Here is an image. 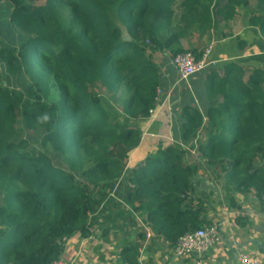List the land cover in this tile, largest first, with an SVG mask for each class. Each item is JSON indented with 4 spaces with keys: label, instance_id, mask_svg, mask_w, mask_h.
<instances>
[{
    "label": "trees",
    "instance_id": "1",
    "mask_svg": "<svg viewBox=\"0 0 264 264\" xmlns=\"http://www.w3.org/2000/svg\"><path fill=\"white\" fill-rule=\"evenodd\" d=\"M7 2L24 39L16 47L0 40V64L29 87L24 96L0 80V264L64 261L63 239L88 237L109 208L122 215L136 203L173 251L180 237L209 226L195 192L200 165L185 160L195 148L231 203V192L251 191L264 203V69L248 74L235 62L182 85L175 146L148 155L129 171L131 186L118 189L141 142L122 117L147 120L164 84L155 55L200 56L196 37L231 38L239 10L264 43V0ZM20 120L40 134L42 150L18 142ZM138 256L124 260L140 264Z\"/></svg>",
    "mask_w": 264,
    "mask_h": 264
},
{
    "label": "crops",
    "instance_id": "2",
    "mask_svg": "<svg viewBox=\"0 0 264 264\" xmlns=\"http://www.w3.org/2000/svg\"><path fill=\"white\" fill-rule=\"evenodd\" d=\"M230 26L232 37L223 41L216 42L213 34H208V43L214 44V58L219 61L220 69L231 62L243 67L248 74L258 68L264 69V65H261L263 59L257 58L264 56V43L257 30L250 27L239 12ZM198 42L195 46L199 51ZM240 42L244 43L242 51L239 50ZM187 44H184L186 49ZM155 60L164 80L163 87L159 88L162 95L156 102L155 117L145 121L122 117L124 124L140 131L141 142L126 162L125 178L120 181L119 194L131 186L129 171L142 165L148 155L155 154L160 148L174 147L176 143L174 132L176 124H179L182 111L179 103L185 88L179 82L178 71L169 57L157 54ZM192 150L185 157L186 163L190 165L197 163L195 157L194 161L192 159ZM198 162L196 197L206 202L205 215L209 226H217L220 233V241L204 255L175 259L170 244L145 226L148 214L141 211L140 204L136 203L133 209L123 206L122 215H117L114 208H109V212L99 219L103 224L92 226L88 237L77 235L71 238L63 255L64 262L128 264L124 256H131L133 251H138L141 264H239L241 255L264 260V203L258 200L253 191L245 194L231 192V203L223 190L222 179L213 171L210 172L202 161L203 164ZM110 194L112 196L114 192Z\"/></svg>",
    "mask_w": 264,
    "mask_h": 264
},
{
    "label": "built area",
    "instance_id": "3",
    "mask_svg": "<svg viewBox=\"0 0 264 264\" xmlns=\"http://www.w3.org/2000/svg\"><path fill=\"white\" fill-rule=\"evenodd\" d=\"M171 64L176 68L179 75V82L190 88V80L197 74L210 69L217 68L219 61L214 58V44H209L200 53V56L192 52L178 54L170 59ZM162 95V90L157 91V100ZM155 111H150L149 120L155 117ZM192 156L198 161H202L199 157L197 149L192 150ZM203 162V161H202ZM201 162V163H202ZM204 163V162H203ZM202 163V164H203ZM147 237H150L147 232ZM220 241V233L217 226H206L202 229L189 232L180 237L175 245L172 254L175 259H186L192 256L201 257L209 251L216 243ZM64 243H68L67 239H63ZM53 264H67L64 261L55 262ZM141 264V263H140ZM239 264H264V260L241 255Z\"/></svg>",
    "mask_w": 264,
    "mask_h": 264
},
{
    "label": "rangeland",
    "instance_id": "4",
    "mask_svg": "<svg viewBox=\"0 0 264 264\" xmlns=\"http://www.w3.org/2000/svg\"><path fill=\"white\" fill-rule=\"evenodd\" d=\"M40 3L45 4L46 0H41ZM11 9L12 7L7 2V0H0V40L6 45L16 47L21 43V41L24 38L18 32H16L9 23V15H10ZM239 13L241 16L244 15L243 10H239ZM61 15H62V18L64 19L67 15V12H62ZM113 19H114V22L118 24L117 20L115 18ZM221 31H225V27H221ZM226 31L228 32V30ZM209 35L211 34L209 33ZM208 37H209L208 34L207 36H204V37H199V36L196 37L197 42L199 41L197 44H198L200 53L203 51V49L206 48L207 45H209ZM188 46L189 45L187 44L186 47L189 48ZM257 58H262L264 62V56L257 57ZM261 65H264V63L261 62ZM7 71L8 69L5 68L4 65L0 64V80L8 84L11 87V89L26 96L27 89L29 87L28 80L25 77L9 76ZM16 131H17L16 139L18 140V142L25 141L27 143V146L30 149L42 150L40 134H36L34 132H29L25 130L23 124L21 123V120L18 122L16 126ZM49 152L53 153L51 152V150H49ZM52 155L56 156L55 154H52ZM192 159L194 161V157H192Z\"/></svg>",
    "mask_w": 264,
    "mask_h": 264
},
{
    "label": "clouds",
    "instance_id": "5",
    "mask_svg": "<svg viewBox=\"0 0 264 264\" xmlns=\"http://www.w3.org/2000/svg\"><path fill=\"white\" fill-rule=\"evenodd\" d=\"M43 119H44V120H47V116H44Z\"/></svg>",
    "mask_w": 264,
    "mask_h": 264
}]
</instances>
